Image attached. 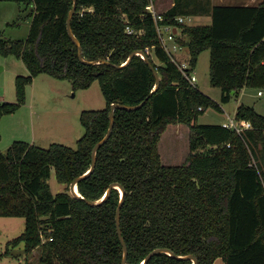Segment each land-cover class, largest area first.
<instances>
[{
  "label": "trees",
  "instance_id": "1",
  "mask_svg": "<svg viewBox=\"0 0 264 264\" xmlns=\"http://www.w3.org/2000/svg\"><path fill=\"white\" fill-rule=\"evenodd\" d=\"M0 2L33 6L24 41L5 39L0 31V56L20 60L28 71L15 77L16 101L0 103V120L25 104L27 88L40 75L68 81L73 91L97 81L105 101L101 110L80 113L84 134L74 149L14 141L5 155L0 152V217L24 220V232L8 244L23 243L26 254L41 249L39 264H121L115 213L122 199L126 264H141L157 249L192 255L197 264L218 258L224 264H264V116L240 104L234 120L251 124L240 135L222 125L196 124L206 109H222L160 47L146 10L151 0H76L72 34L84 61L109 63L98 65L80 61L68 36L72 0ZM192 16H210L211 22L176 21ZM161 18L159 24L177 28V44L188 49L187 74L199 55L209 52V82L220 89L221 104L244 88L264 90V2L211 6L204 0H174ZM135 51L157 71L156 90L141 56L126 63ZM143 101L136 110L114 111L112 132L96 152L93 171L76 185L83 199L71 196L70 183L89 171L92 149L108 131L110 106ZM170 124L189 128V155L183 164L165 166L158 142ZM52 174L64 191L51 192L47 181ZM113 184L124 189L122 198L112 188L98 205L86 203L102 199ZM147 264L192 262L162 252Z\"/></svg>",
  "mask_w": 264,
  "mask_h": 264
},
{
  "label": "rangeland",
  "instance_id": "2",
  "mask_svg": "<svg viewBox=\"0 0 264 264\" xmlns=\"http://www.w3.org/2000/svg\"><path fill=\"white\" fill-rule=\"evenodd\" d=\"M30 7L14 2H0V31L5 39L24 41L27 37L26 26ZM15 23L16 25H12ZM187 25H204L185 18ZM10 24V25H9ZM28 30V29H27ZM177 54V63H187L189 53L182 48ZM153 61L158 64L154 58ZM0 67V102L13 103L16 101L15 77L26 76L24 65L16 58L1 57ZM197 88L213 101L218 103L221 112L212 108L206 109L198 116L196 124L222 125L233 120L238 105L255 107V111L264 116V90L261 95L257 89L245 88L242 96L232 97L226 104L220 103V89L213 87L209 82V52L199 55L196 66L192 72ZM41 79V80H40ZM40 83L34 91L35 104L33 109L21 105L12 114L0 120V152L5 155L8 147L14 141L29 142L48 148L51 144H61L74 149L76 142L84 134L79 123L80 113L85 110H101L105 101L101 94L99 84L94 81L85 90L73 91L70 82L57 80L47 75H41ZM29 89L27 95L29 99ZM28 103V100H26ZM34 111V114H32ZM189 128L182 124H170L160 136L158 151L161 163L165 166L180 165L187 161L189 155ZM53 194L62 192L65 188L56 182L54 175L47 181ZM24 232V220L19 217H0V264H39L41 249L37 248L30 254L24 252V244H8ZM213 264H224L218 258Z\"/></svg>",
  "mask_w": 264,
  "mask_h": 264
},
{
  "label": "water",
  "instance_id": "3",
  "mask_svg": "<svg viewBox=\"0 0 264 264\" xmlns=\"http://www.w3.org/2000/svg\"><path fill=\"white\" fill-rule=\"evenodd\" d=\"M72 1H73V6H72V8L69 11L68 16H67L66 29H67V33H68L69 38L71 39V41L75 44V46L77 48V56H78V59L80 61L84 62L85 64H88V65H98V64H102V63L109 64L108 62H104V61L102 62V61H84L83 60V58H82V49H81L80 43L75 38V36L72 34L71 27H70L71 18H72L73 14L75 12V9H76V0H72ZM136 55L141 56V58L149 65L150 69L152 70L153 75H154L155 80H156V85H155V88L153 89V91L156 90L159 87L160 78H159V76L157 74V71L151 66L148 57H146L141 52L135 51V52H132L130 54V56L128 57L126 63L129 62ZM119 67L120 66H117L116 68H119ZM1 70H2V68L0 67V71ZM144 102L145 101H143L141 104L136 105V106H125V105H121V104H117V103L116 104H112L110 106L109 128H108V131L105 134V136L94 145V147L92 149V152H91V161H92V163H91V167H90L89 171L86 174H84L83 176H81L79 178H76L75 180H73L70 183V185H69V193L71 194V196H73L75 198L83 199L82 196L78 193L77 186L76 185H77L78 181L81 178H84L85 176H87L88 174H90L93 171L94 166H95V162H96V152H97V150L103 144L106 143V141L108 140V138H109V136H110V134L112 132L113 119H114V111L117 110V109H124V110H128V111L136 110V109L140 108L144 104ZM112 188H117L120 191L121 198L123 197V195H124V189L120 185H118V184H113V185H110L109 186L108 190L106 191V193H105V195H104V197L102 199H100L99 201H96V202H92V201L85 200L86 203L89 204V205H91V206L98 205L99 203H101L108 196V194H109V192L111 191ZM121 206H122V199H120V203H119V205L117 206V209H116V213H115V223H116L117 235H118V238H119V241L121 243L122 250H123V257H122L121 264H126L125 262H126V256H127V248H126V245H125V243H124V241L122 239L121 232H120V224H119ZM162 252H164V253H166L168 255L174 256V257H176L178 259H189L192 262V264H197L196 258L194 256H192V255L175 256L172 252L167 251V250H163V249H157V250H154V251L150 252L145 257V259L143 260V262L141 264H147V262L149 261V259L152 256H154V255H156L158 253H162Z\"/></svg>",
  "mask_w": 264,
  "mask_h": 264
},
{
  "label": "built area",
  "instance_id": "4",
  "mask_svg": "<svg viewBox=\"0 0 264 264\" xmlns=\"http://www.w3.org/2000/svg\"><path fill=\"white\" fill-rule=\"evenodd\" d=\"M146 10L150 12L153 16L155 21V32L157 34V38L159 40L160 47L166 52V54L171 58L174 63L177 64L178 69L183 73L185 77L190 81V83L195 84L196 80L192 73L187 74L186 70L189 68V64L187 63H177V52H179L183 47L177 44L176 38L179 36V31L177 28L170 24H159L162 21L161 15H158L154 12L152 8V4L150 3L146 6ZM186 17H178L176 19L177 23L179 24H186L185 23ZM130 32V30H128ZM258 95H261V92H258ZM223 127L235 131L238 135H240L245 129H250L251 124L250 122H238L230 120L229 123H223Z\"/></svg>",
  "mask_w": 264,
  "mask_h": 264
},
{
  "label": "crops",
  "instance_id": "5",
  "mask_svg": "<svg viewBox=\"0 0 264 264\" xmlns=\"http://www.w3.org/2000/svg\"><path fill=\"white\" fill-rule=\"evenodd\" d=\"M205 2H208L211 6H258L259 4L263 3L264 0H204ZM173 2L174 0H151V4H152V8L154 10V12L158 15L163 14L165 11H167L169 8H171L173 6ZM31 9H33V6H29ZM29 18V17H28ZM188 19L191 20H195V22H202L204 25H209L211 22V18L210 16H192V17H187ZM30 22L31 19L29 18L27 20V26H26V31L28 34L29 31V27H30ZM28 29V30H27ZM23 64V63H22ZM24 65V64H23ZM24 70L25 72H27L28 75V71L26 69V67L24 66ZM4 69L2 68L1 71H3ZM41 76V75H40ZM36 77L33 79L32 84L28 87L29 89V99H28V95L26 92V100H28L25 102V106L30 109H33V106L35 104V100H34V91L35 88L38 87V85H40V83H36L39 82L37 80H39V77ZM41 80V79H40ZM245 89V88H244ZM244 89L241 90V92L239 93V95L237 96V101L239 102V97L242 96ZM258 94V93H257ZM1 103V102H0ZM239 106V105H238ZM237 106V107H238ZM252 108L255 109V107L253 106ZM237 109V108H236ZM236 112V110H235ZM32 114H34V111H32ZM235 115V113H234ZM234 119V116H233ZM225 123V122H224ZM31 140H29L28 143L32 144L33 142V137L30 138ZM25 142V141H24ZM34 251V250H33Z\"/></svg>",
  "mask_w": 264,
  "mask_h": 264
}]
</instances>
